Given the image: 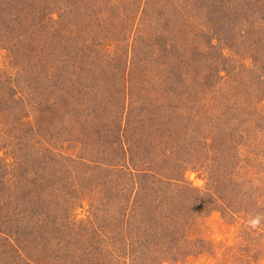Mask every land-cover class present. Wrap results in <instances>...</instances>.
<instances>
[{"label": "rangeland", "instance_id": "374dc122", "mask_svg": "<svg viewBox=\"0 0 264 264\" xmlns=\"http://www.w3.org/2000/svg\"><path fill=\"white\" fill-rule=\"evenodd\" d=\"M27 1L0 0V201L5 188L19 198L0 206L1 226L28 199L43 219L62 202L63 217H89L77 227L85 239L102 198L80 185L112 181L125 157L152 158L174 141L180 180L210 197L188 222L164 221L180 233L165 238L171 258L160 260L161 250L133 263L264 264V0ZM219 120L223 138L212 143ZM194 130L195 146L182 143ZM19 230L23 262L53 264L42 238ZM122 230L111 235L115 248Z\"/></svg>", "mask_w": 264, "mask_h": 264}, {"label": "trees", "instance_id": "16d2710c", "mask_svg": "<svg viewBox=\"0 0 264 264\" xmlns=\"http://www.w3.org/2000/svg\"><path fill=\"white\" fill-rule=\"evenodd\" d=\"M31 2H33V0H28L25 3L30 7L32 5ZM41 31L42 29L40 28L38 31H32V40H36V35H40L41 37L44 36L43 32L45 31ZM42 67L48 72L54 67L53 60L49 63L44 62ZM221 122L222 120L216 122L217 132L221 130ZM193 132H195V134ZM199 132L200 130L190 131L189 136L185 135L180 140L182 143L191 144V146L193 145L194 147L196 138L197 140L199 139ZM222 132L221 130L218 139H213L212 137V143H216V141L218 144L220 143L223 138ZM185 137L187 138L184 139ZM205 137L206 136H204V138ZM117 141L119 142L118 138ZM123 142L121 141L122 145ZM178 143L179 142L173 141L172 150L171 147H169L170 149L159 151L160 153L158 152V155L154 154L152 158L148 156L149 154L146 155L147 157L142 156L134 161V163H129V158L125 157V165L120 164L121 167L119 169L111 167L109 170L112 181H105L103 184L102 182H96L91 186L84 185L82 187V185H80L81 191L91 193L95 190L94 193L92 192L94 197H96L95 194L97 195L98 193L102 198L100 201H97L99 205L95 208V210H97L95 217L96 221L92 222V229H88L89 234L85 235V239L76 234L80 230L77 227L82 228V223H87V225L84 224L86 226L91 225L88 222L89 217L81 219L80 221H76V219H72L71 221L68 217L62 216L63 211L59 204H62V202H58L59 217L57 216V208L55 207V216L43 219L35 214L37 202L32 199L26 200L27 205L26 202H24L23 205L25 208L19 210L21 213L18 212L19 215H17L15 219L12 217L11 220H15L14 223H12L11 220H7L9 223L7 227L5 225L2 227L0 223V264H14L17 260L18 263L19 260H21L19 264H27L29 262H23L24 259L27 260V257H23V254L19 256L21 247H24L20 242L26 235L25 232L19 229H24L27 231V234L31 233L33 236L38 234L42 238L43 241L40 252L42 256L45 255L43 259L53 254L55 258L53 264H130L127 258L125 259L127 255H131V264H134L133 258L135 254H140L142 257L144 256L142 260H147L148 263L151 260H155L152 254H157L161 250V256L163 257L160 258V260H167V257L170 256L167 255V249L164 246L166 244L165 238L167 237V242L170 243L169 241L171 239L176 240L177 237L180 236V233H171L172 228L167 229V225H165L164 221H169L171 223L188 222L193 212L200 211L201 207L207 203L208 197H210L207 190L197 189L183 183L177 174V170L171 165L172 158L170 157H173V149ZM201 143L202 145L205 143L208 145V142L203 140ZM101 152L102 153H98V155H103L105 153L103 151ZM93 156H95V159L92 161L96 162V159L99 158H97L95 151ZM67 157L68 158H65L66 161H70L71 157ZM47 161L48 158L47 160L43 159L42 165H45ZM102 161L104 160L102 159ZM137 162L140 165L138 169L132 166L133 164L137 165ZM142 164L144 165L142 166ZM2 173L5 175L7 171ZM109 173H107V175H109ZM233 174L230 175V178L234 177ZM120 175L123 176L122 181H114V176L118 178ZM3 184L5 185V183L0 181L1 189L4 186ZM207 188L210 190V187H206V189ZM74 191H76V187L72 185V189L67 193L75 195ZM5 193V200L0 201L1 209L5 208L7 211L8 206H10L12 202V204H14L13 206L19 205V198H16L15 202L11 197L13 195H11L9 188H5ZM115 194H127L125 202L113 199L111 196ZM69 198L71 197L68 196V200ZM90 203L92 204V201ZM26 209L29 211V214L25 215L22 211ZM146 211H151L150 214L152 215L149 216ZM108 215H110V217H108ZM5 219H8V217H4V220ZM119 226L123 228L124 240L117 249L110 242H113L111 235L119 232L114 231V228L116 227L117 230ZM125 233H127V236ZM83 240H86L85 245L80 243ZM160 242H162L163 245ZM138 247H141V253L137 252ZM51 249L55 251L50 253ZM79 249L80 252H77ZM18 257H20V259H18Z\"/></svg>", "mask_w": 264, "mask_h": 264}]
</instances>
